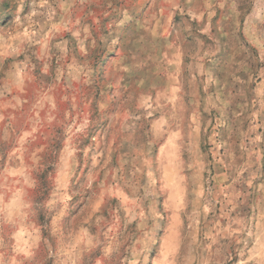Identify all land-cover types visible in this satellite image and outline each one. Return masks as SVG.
<instances>
[{
  "label": "rangeland",
  "instance_id": "374dc122",
  "mask_svg": "<svg viewBox=\"0 0 264 264\" xmlns=\"http://www.w3.org/2000/svg\"><path fill=\"white\" fill-rule=\"evenodd\" d=\"M134 1L0 0V264H264V0Z\"/></svg>",
  "mask_w": 264,
  "mask_h": 264
},
{
  "label": "crops",
  "instance_id": "0c3cea01",
  "mask_svg": "<svg viewBox=\"0 0 264 264\" xmlns=\"http://www.w3.org/2000/svg\"><path fill=\"white\" fill-rule=\"evenodd\" d=\"M134 2H135L134 9H135L137 12H139V10H140V12H142L143 9H141V8L145 7L147 0H135ZM168 67H169V66H168ZM173 68H174V67H172V65H170V68H168V69H169V72L172 71L171 74L174 75L175 72L173 71Z\"/></svg>",
  "mask_w": 264,
  "mask_h": 264
}]
</instances>
